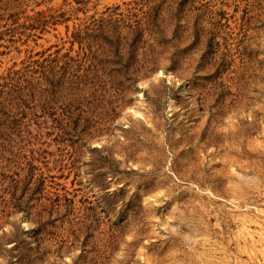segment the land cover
<instances>
[{
	"label": "rangeland",
	"instance_id": "1",
	"mask_svg": "<svg viewBox=\"0 0 264 264\" xmlns=\"http://www.w3.org/2000/svg\"><path fill=\"white\" fill-rule=\"evenodd\" d=\"M0 264H264V0H0Z\"/></svg>",
	"mask_w": 264,
	"mask_h": 264
}]
</instances>
